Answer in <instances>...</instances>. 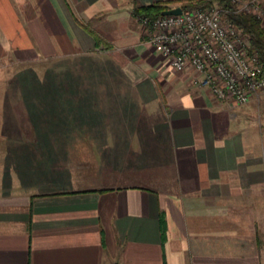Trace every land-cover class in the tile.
Masks as SVG:
<instances>
[{
    "label": "crops",
    "instance_id": "0c3cea01",
    "mask_svg": "<svg viewBox=\"0 0 264 264\" xmlns=\"http://www.w3.org/2000/svg\"><path fill=\"white\" fill-rule=\"evenodd\" d=\"M160 1L0 0L14 62L100 53L120 72L108 83L134 86L12 93L0 264H264L263 112L214 99L148 45L132 11Z\"/></svg>",
    "mask_w": 264,
    "mask_h": 264
},
{
    "label": "built area",
    "instance_id": "2783aa9c",
    "mask_svg": "<svg viewBox=\"0 0 264 264\" xmlns=\"http://www.w3.org/2000/svg\"><path fill=\"white\" fill-rule=\"evenodd\" d=\"M229 2L264 28V0ZM133 19L144 30L148 45L173 71H192V83L214 99L242 105L252 95L264 94V73L257 55L248 52L247 40L216 7H192L153 17L137 14Z\"/></svg>",
    "mask_w": 264,
    "mask_h": 264
},
{
    "label": "rangeland",
    "instance_id": "374dc122",
    "mask_svg": "<svg viewBox=\"0 0 264 264\" xmlns=\"http://www.w3.org/2000/svg\"><path fill=\"white\" fill-rule=\"evenodd\" d=\"M26 6L27 4L19 5L20 9L24 10V12ZM211 6L215 7L214 3ZM133 15L137 14L132 13V17ZM6 51L0 46V139L5 138L4 134L6 132H1L3 127H9L16 122L12 114V107H10L12 93L15 94L20 91L27 93H32V91L82 92L93 89L95 91H111L117 93L125 91L126 89L130 91L134 90L133 85L118 84L117 82L111 83L110 81L108 83L109 79L107 80L106 77L108 78L110 76L114 78L120 72L115 67H106L107 58L104 54H79L69 58L47 59L38 65H31L29 67L14 62L11 53ZM27 69L31 72L27 73ZM85 80L92 81L93 83H85ZM252 97L255 99V106L252 109H255L256 115L261 120L264 110V94L258 93L254 96L252 95L250 99ZM7 134L10 135L11 133L7 132ZM72 167L74 171L68 173L71 180L75 179L76 182L85 183L91 182V179L94 177L93 167L91 168L89 165H73ZM3 176L0 173V178Z\"/></svg>",
    "mask_w": 264,
    "mask_h": 264
},
{
    "label": "trees",
    "instance_id": "16d2710c",
    "mask_svg": "<svg viewBox=\"0 0 264 264\" xmlns=\"http://www.w3.org/2000/svg\"><path fill=\"white\" fill-rule=\"evenodd\" d=\"M173 1L174 0H167L154 2L149 5H139L134 7L132 13L153 17L167 9L168 4ZM212 3H214V6L219 9L222 18L236 26L240 34L247 40L248 52L257 55L264 73V28L254 16L237 11L235 6L232 5L229 0H184L180 3V7L183 10L192 7L203 8L211 6Z\"/></svg>",
    "mask_w": 264,
    "mask_h": 264
},
{
    "label": "water",
    "instance_id": "95a60500",
    "mask_svg": "<svg viewBox=\"0 0 264 264\" xmlns=\"http://www.w3.org/2000/svg\"><path fill=\"white\" fill-rule=\"evenodd\" d=\"M180 11L181 8L179 6H174L161 11L160 14H179Z\"/></svg>",
    "mask_w": 264,
    "mask_h": 264
}]
</instances>
